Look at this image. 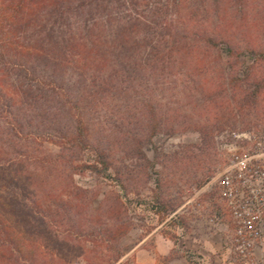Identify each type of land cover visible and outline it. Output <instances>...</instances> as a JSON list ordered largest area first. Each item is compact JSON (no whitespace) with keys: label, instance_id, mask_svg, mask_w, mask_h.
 Masks as SVG:
<instances>
[{"label":"trees","instance_id":"obj_1","mask_svg":"<svg viewBox=\"0 0 264 264\" xmlns=\"http://www.w3.org/2000/svg\"><path fill=\"white\" fill-rule=\"evenodd\" d=\"M263 2L0 0V264H56L28 256L26 241L44 235L50 220L74 214L84 244L106 246L100 264H116L126 220L112 222L111 212L96 209V195L89 197L93 191L75 184L74 175L116 180L127 191L135 160L148 176L146 149L174 125L154 102L146 103L144 87L179 68L205 69L213 50L232 57L240 49L261 52ZM251 79L243 82L252 92L238 76L229 79L241 86V108H253L264 89L263 80ZM130 93L140 96L133 113L124 100ZM122 98L119 107L130 115L120 123L91 122L95 111L117 113L115 99ZM195 128L208 145L212 129ZM39 139L58 152L36 153ZM20 161L37 169L19 173ZM118 204L124 207L119 198Z\"/></svg>","mask_w":264,"mask_h":264},{"label":"rangeland","instance_id":"obj_2","mask_svg":"<svg viewBox=\"0 0 264 264\" xmlns=\"http://www.w3.org/2000/svg\"><path fill=\"white\" fill-rule=\"evenodd\" d=\"M261 41L264 42V36ZM257 50L261 52L252 54L240 49L233 57L225 51L213 50L208 54L205 69L179 68L159 77L156 84L153 81L146 84L141 93L143 99L160 107L169 125H174V132L154 137L153 145L146 149L148 176H143L132 160L135 172L127 182V191L116 180L74 175L75 184L93 191L89 197L96 195V209L101 206L103 211L111 212L112 222L118 216L126 220L124 234L118 240L123 255L116 264H204L194 243L209 241L206 237L212 236L208 218L222 216L228 224L221 213L217 190V179L225 164L219 137L225 131L264 125V89L253 108H241L244 96L240 93L241 86L228 84L234 75L241 80L243 90L248 85L243 82L247 76L252 78L249 83L264 81V47ZM187 70L191 74L189 79ZM247 89L252 92L254 88ZM128 96L124 100L133 107V113L140 96L136 93ZM124 100L115 99L117 105L112 106L117 113L108 114V108L93 112L91 122L97 127L107 121L105 127L120 123L122 116L130 115L119 107L125 105ZM199 126L212 129L208 145L195 128ZM39 141L43 145H34L36 153L58 152V147L48 139ZM22 162L15 168L25 174L29 165ZM35 166L29 169H37ZM77 220L79 215L75 214L63 220H50L44 235L33 234L26 241L32 251L27 255L56 264L62 260L88 264L90 259L100 264L107 255L106 246L98 249L86 246V236L78 228Z\"/></svg>","mask_w":264,"mask_h":264},{"label":"built area","instance_id":"obj_3","mask_svg":"<svg viewBox=\"0 0 264 264\" xmlns=\"http://www.w3.org/2000/svg\"><path fill=\"white\" fill-rule=\"evenodd\" d=\"M224 167L217 179L221 213L231 230L235 264H264V125L225 131L219 137ZM211 218L217 224L218 218ZM264 250V249H263Z\"/></svg>","mask_w":264,"mask_h":264},{"label":"crops","instance_id":"obj_4","mask_svg":"<svg viewBox=\"0 0 264 264\" xmlns=\"http://www.w3.org/2000/svg\"><path fill=\"white\" fill-rule=\"evenodd\" d=\"M211 218H214V216L208 218L207 224L210 227L212 236L206 237L209 241H195V246L200 249L197 254H200L199 257H201L200 259L204 264H235L230 248L231 242L228 240L231 235L229 225L221 217L218 218L217 224H212ZM203 237L202 235L201 238ZM263 249L264 244L262 249H256L257 257L262 255Z\"/></svg>","mask_w":264,"mask_h":264}]
</instances>
